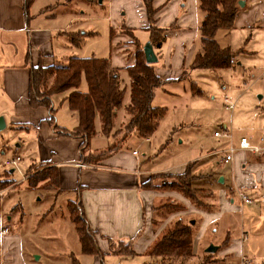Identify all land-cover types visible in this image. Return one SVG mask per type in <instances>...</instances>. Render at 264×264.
<instances>
[{
  "label": "rangeland",
  "instance_id": "rangeland-1",
  "mask_svg": "<svg viewBox=\"0 0 264 264\" xmlns=\"http://www.w3.org/2000/svg\"><path fill=\"white\" fill-rule=\"evenodd\" d=\"M147 1L30 0L29 26L66 29L67 34L55 32L51 39L52 65H66L70 57L107 58L120 65L129 64L133 61L134 56L130 53L134 54V46L124 25L130 23L135 27V35L145 48L149 35L138 24L140 10ZM258 4V11L246 7L231 29L220 30L215 35L220 46L229 47L234 53V64L230 69L190 70L189 79L182 72L170 71V76L176 75V83H165L154 91L152 105L165 109V114L148 141L132 135L123 144L120 142L123 132L119 128L122 117H127L125 105L130 83L125 68L120 69V87L125 90V96L114 121L115 129L109 137L96 134L84 152L86 163H94L97 158L106 161L108 158H103L106 154L99 152L122 145L121 152L138 151L142 169L160 172L150 175L147 182L150 190L159 195L149 201L150 220L168 224L163 235L173 229L177 221L190 226L192 256L187 259L155 258L152 264H264V179H261L264 177V161H259L264 156L259 160L246 157L252 168L246 167L243 171L252 187L242 188L239 186L241 180L237 183L240 172L231 165L218 162V152L226 143L225 139L213 137V133L220 130L231 134L234 143L242 137L256 142L264 132V5L261 0ZM112 28L113 34L110 33ZM190 39L194 51L199 50L198 34ZM25 43L22 35L0 33V67L6 63L23 62ZM167 45L168 42L163 46L164 51ZM119 49L125 55H119ZM153 65L161 68L163 61L157 59ZM1 79L2 69L0 82ZM85 86L83 81L80 90ZM67 96L68 92H64L51 98L58 125L73 123V113L64 104ZM224 99L235 105L232 112L225 110ZM4 110L7 112L6 107ZM4 119L5 126L0 130V215L5 222L3 228L7 226L10 237L20 240L27 264H71L70 256L90 260L81 253L70 218L71 208L77 209V190L60 193L50 180L38 183L35 188L25 181L26 172H48L36 159L38 143L43 148L45 141H51L41 126L48 128L46 130L54 139L69 136L56 134L46 120L37 124L20 122L12 125L9 117ZM95 126L99 131L98 119ZM14 156L21 159L16 170L1 165L3 160ZM187 164L191 167L190 188L195 192L196 200H190L176 190V184L182 182L179 175L184 173ZM238 192H244L251 203L242 204ZM75 214L79 217L77 211ZM243 237L246 241L241 247L237 242ZM210 246L217 250L206 253ZM228 246L232 248H226ZM2 249L0 244V264L3 256H7ZM16 254L15 250L13 255L17 258ZM139 263L143 262L134 259L133 264Z\"/></svg>",
  "mask_w": 264,
  "mask_h": 264
},
{
  "label": "crops",
  "instance_id": "crops-1",
  "mask_svg": "<svg viewBox=\"0 0 264 264\" xmlns=\"http://www.w3.org/2000/svg\"><path fill=\"white\" fill-rule=\"evenodd\" d=\"M25 1L0 0V33L6 32L22 35L24 42H26V45L23 47L25 54L23 62H20V64L6 63L0 67L2 69V79L0 82V117L3 118L4 122V117H9V122L12 125L19 124L20 122L37 124L38 121L41 122L42 120L48 119L49 114L45 108L39 107L34 109L29 106L28 66L29 63L35 65L38 61H41L44 66H52L54 59L51 60L50 58H54V53L52 51L51 39L55 37V32L67 34L64 31L66 29L30 27L29 20L31 16L29 8L27 14L24 11ZM241 1H243V6L240 7L238 5L239 8L234 23L246 7L254 8L252 10L258 11V0H238V2ZM147 3H150L154 11L155 26L164 30L163 34L165 37L161 48L156 49L154 52L157 59L163 61V65L161 68L155 67V70L161 79L175 80L176 75L170 76V71L182 72L184 68L190 65L195 54L198 52V50L194 51L191 45L192 39H190L195 38L197 34L200 37L199 25L203 14L199 9L198 0H148ZM261 4L264 5V0H261ZM140 13L138 26L140 29L147 31L148 18L146 15V5L140 10ZM124 27L131 30L135 35V27L130 23H127ZM112 30L114 32L113 28ZM135 37L137 38V35ZM137 40L139 41L138 38ZM167 42L168 45L164 51L163 46ZM149 43L150 39L147 44ZM9 45L13 44L9 43ZM173 48L175 49L174 52ZM119 50V55H125L124 51ZM186 51H188V55ZM28 53H30L29 63L26 60ZM11 57L13 59L14 56L12 55ZM132 58L133 61L129 64L120 65L112 59L110 62L112 67L124 69L133 64L134 57ZM174 82L176 83V81ZM86 90L87 86H85L84 90L81 88L80 91L86 92ZM128 102L129 99L126 101V105ZM64 104L67 106L65 101ZM5 107L7 108V112L4 110ZM70 112L73 113V123L69 126L63 124L58 125L55 113L56 126L68 132L72 131L79 122L77 113ZM126 121L127 117L124 115L121 119V126ZM41 128L51 141H45L43 148L38 143L39 153L36 159H39V163L48 164L57 168L58 188L61 193L65 190H77L79 201L77 203L83 218L88 228L96 234L97 252L92 255H86L81 251L82 255L89 257L90 260H78V263L133 264L134 259H139L143 262L141 264H152L155 258L150 256V252L163 235L164 228L168 225L157 224L153 219L150 220L151 205L149 201L159 195L148 188L147 182L150 175L160 172L142 169L138 151L124 153L119 150L108 157L106 156L108 158L106 161H100L102 159L97 158L94 163H86L82 160L79 151L81 139L70 136L69 138L57 137L54 139L53 135L49 134L48 130H46L48 128H45L44 125ZM98 130L100 131V129ZM40 137L42 138V136ZM248 140L251 143H257L258 141L253 142L251 139ZM93 151H99V149H94ZM93 151L90 150V152ZM247 156L255 160L261 159L259 157H252L245 152H239L236 154L231 166L240 172L237 176V183L238 180H241V183H238L239 186L250 189L252 184L245 175V171H243L246 167L249 169L252 168V164L246 160ZM259 161L262 163L261 161H264V159ZM261 179L263 180L264 177ZM7 220H10V218ZM4 224L5 222L0 215V231ZM107 239L113 242L108 243ZM244 241H246V237H243L237 244L241 243L242 247ZM122 242L132 243L133 256L122 257L110 253L111 246H118ZM0 244L3 247V253H7V256H3L2 264H27L22 256L23 248L19 239L10 237L9 234L5 236L0 234ZM236 246L238 247V245ZM226 248H232V246ZM15 250L17 258L13 255ZM244 259H247V257H244Z\"/></svg>",
  "mask_w": 264,
  "mask_h": 264
},
{
  "label": "trees",
  "instance_id": "trees-1",
  "mask_svg": "<svg viewBox=\"0 0 264 264\" xmlns=\"http://www.w3.org/2000/svg\"><path fill=\"white\" fill-rule=\"evenodd\" d=\"M30 0H26L24 11L27 14ZM198 6L203 14L199 25L200 49L195 54L190 65L183 69L182 73L189 79V71L196 69H230L234 64V53L229 47H222L217 42L215 35L220 30H229L234 26L235 16L238 10V0H198ZM148 18L147 31L150 45L153 49H160L165 37L164 30L157 28L154 22V11L150 3L146 4ZM131 44L134 46V62L125 68L129 78V102L125 105L127 121L119 128L123 132L120 142L123 144L130 136L135 135L142 139L152 136L158 126L159 120L164 116L165 109L152 105L154 91L167 82L175 80L161 79L153 64L145 60L143 46L139 43L131 30H127ZM113 34V30H110ZM26 60L29 63L30 53ZM119 68L111 65L107 58H77L70 57L67 64L62 66H44L41 61L32 65L29 63V93L28 102L31 108L43 107L48 111L47 123L56 134L81 139L79 151L84 162V152L89 148L90 140L101 134L109 137L114 128V119L124 103L125 90L120 87ZM85 81L86 92L80 91L82 82ZM194 84V83H192ZM69 92L65 102L70 111L78 115V125L72 131L62 130L55 124L56 110L52 105V96ZM98 119L100 131L97 132L95 122ZM116 134V133H115ZM115 147V146H114ZM122 145L116 148H108L101 153L108 157L119 151ZM101 159V158H98ZM48 172H26L25 181L32 188L37 184L50 180L58 188V171L54 166L39 163ZM191 167L185 168L184 173L179 175L182 181L176 184V190L190 200H196L195 192L190 188L192 182ZM148 185V184H147ZM150 189V186L148 185ZM155 189V187H151ZM70 210L71 222L74 225L78 242L83 254L92 255L97 252L96 234L92 232L81 213L77 203V209ZM76 211L79 217H76ZM193 234L191 227L180 224L177 221L174 228L163 235L150 252L153 258H182L192 256ZM111 246L110 253L122 257L134 255L132 243H119ZM71 264H79L78 260L70 256Z\"/></svg>",
  "mask_w": 264,
  "mask_h": 264
},
{
  "label": "built area",
  "instance_id": "built-area-1",
  "mask_svg": "<svg viewBox=\"0 0 264 264\" xmlns=\"http://www.w3.org/2000/svg\"><path fill=\"white\" fill-rule=\"evenodd\" d=\"M224 108L226 111L232 112L235 109V105L230 103L228 99H224ZM227 132V131H225ZM214 138H223L226 143L225 146L218 152L220 157L218 159L219 164L231 165L234 162L236 154L239 152H245L251 156L261 157L264 156V132L259 136L257 143H251L248 138L242 137L237 143H234L231 134L222 133L220 130L213 133ZM136 154V153H135ZM21 159L18 156H14L11 159H6L1 162L2 166H7L13 170H16ZM240 201L243 204H250L251 200L244 192L237 193ZM9 233L7 227L1 229L0 234L5 236ZM245 239V238H244Z\"/></svg>",
  "mask_w": 264,
  "mask_h": 264
},
{
  "label": "water",
  "instance_id": "water-1",
  "mask_svg": "<svg viewBox=\"0 0 264 264\" xmlns=\"http://www.w3.org/2000/svg\"><path fill=\"white\" fill-rule=\"evenodd\" d=\"M239 6H243L242 2H238ZM144 55H145V60L148 64H154L157 59L155 56V53L153 51L152 46L149 44L146 45L145 48H143ZM5 126L4 120L2 117H0V130H2ZM222 182V179L220 180ZM217 250V248L210 246L209 248L206 249V253H213Z\"/></svg>",
  "mask_w": 264,
  "mask_h": 264
}]
</instances>
